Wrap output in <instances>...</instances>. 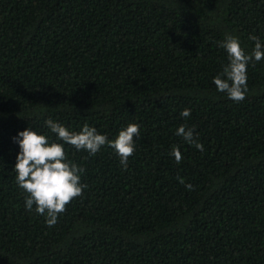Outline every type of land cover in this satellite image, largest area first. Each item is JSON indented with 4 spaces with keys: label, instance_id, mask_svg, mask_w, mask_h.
I'll return each instance as SVG.
<instances>
[{
    "label": "trees",
    "instance_id": "obj_1",
    "mask_svg": "<svg viewBox=\"0 0 264 264\" xmlns=\"http://www.w3.org/2000/svg\"><path fill=\"white\" fill-rule=\"evenodd\" d=\"M227 34L264 42V0H0V264H264V60L244 100L219 92ZM49 118L140 130L126 169L64 145L87 188L52 227L26 210L13 140L55 141Z\"/></svg>",
    "mask_w": 264,
    "mask_h": 264
},
{
    "label": "clouds",
    "instance_id": "obj_2",
    "mask_svg": "<svg viewBox=\"0 0 264 264\" xmlns=\"http://www.w3.org/2000/svg\"><path fill=\"white\" fill-rule=\"evenodd\" d=\"M250 39L255 42L250 53L241 46L239 37L227 34L220 42V47L226 49L228 63L222 71L214 77V84L219 92L225 93L228 98L239 102L246 98L247 66L249 63L264 60V42L257 36ZM180 115L189 117L191 110L185 108ZM45 125L56 134V140L51 141L45 134L38 133L31 127L18 132L13 140L19 144L20 151L16 156L14 170L18 186L27 194L25 196L26 210L35 211L45 216L49 227L58 222V216L67 210V205L75 198L82 196L86 184L81 183V174L85 169L67 158L65 144L74 146L76 150H85L95 155L102 146L108 145L114 149L120 158V163L127 168V161L135 151L134 137L140 134L137 123H129L122 128L115 139L109 140L106 134H100L95 127L85 123L80 131L69 130L63 124L49 118ZM188 144L194 145L203 151L204 146L198 142L194 128L181 125L176 130ZM62 141L63 143L57 142ZM170 155L177 163L182 160L179 148L173 145ZM180 183H185L182 177H177ZM192 190L191 184H186Z\"/></svg>",
    "mask_w": 264,
    "mask_h": 264
}]
</instances>
